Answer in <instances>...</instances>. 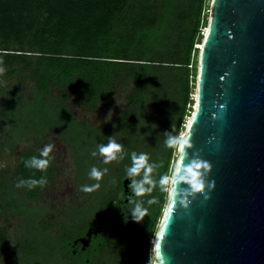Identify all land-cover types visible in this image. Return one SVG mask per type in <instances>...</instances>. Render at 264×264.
Here are the masks:
<instances>
[{
  "label": "trees",
  "instance_id": "obj_1",
  "mask_svg": "<svg viewBox=\"0 0 264 264\" xmlns=\"http://www.w3.org/2000/svg\"><path fill=\"white\" fill-rule=\"evenodd\" d=\"M208 1L0 0V121L8 131L0 148L12 151L23 138L40 143L55 134L69 148L79 192L56 230L39 224L52 212L38 199L45 185H16L41 177L50 182L52 163L46 171L27 168L24 162L39 153L22 152L12 174H0V212L17 221L13 247L0 231L1 264L151 263L177 148L169 138L178 139L192 110ZM109 102L108 117L98 124L71 107L100 111ZM110 139L121 148L105 163L100 147ZM133 154L146 156L136 174L129 172ZM93 167L103 174L99 180L89 177ZM94 184L99 188L81 190ZM137 184L146 191L138 195ZM137 207L147 210L139 219ZM89 229L96 231L89 245L75 246Z\"/></svg>",
  "mask_w": 264,
  "mask_h": 264
},
{
  "label": "water",
  "instance_id": "obj_2",
  "mask_svg": "<svg viewBox=\"0 0 264 264\" xmlns=\"http://www.w3.org/2000/svg\"><path fill=\"white\" fill-rule=\"evenodd\" d=\"M193 91L151 264H264V0H209ZM193 159L210 165L204 193L174 201L177 166Z\"/></svg>",
  "mask_w": 264,
  "mask_h": 264
},
{
  "label": "rangeland",
  "instance_id": "obj_3",
  "mask_svg": "<svg viewBox=\"0 0 264 264\" xmlns=\"http://www.w3.org/2000/svg\"><path fill=\"white\" fill-rule=\"evenodd\" d=\"M8 81L9 80L6 79L5 82ZM111 105H112L111 102L101 104L100 111H96L94 110V108L91 107H85L84 105H77V104H71V107L76 116L82 119L89 120L91 123L98 124L103 122L105 118L108 117V112L110 111ZM188 116L189 115L185 116V122L188 119ZM185 122L180 130L177 141H179L183 133ZM7 136H8V131H6L2 127L0 121V141L5 140ZM46 144L53 145V149L49 154V156L51 157L50 161L52 163L53 179L44 186V188L41 190L38 196V199L41 202L46 203L47 206L52 209V212L48 214L46 219L40 220L39 224H45L48 226L50 225L48 230L54 231L58 228L57 219L58 216L62 215L64 207H66L68 203H74L79 199V192L77 191V188L74 184V172H73L74 166H73L72 158L69 155V148L53 133L45 134L43 139L40 141V143H36L35 140H26L23 138L15 144L14 149L12 151L10 150V146H7L4 150L0 148V174L3 173L4 171H7L10 174H12L14 167L18 163V158L20 157L22 152L32 150L34 152L39 153V151ZM175 155H176V150L173 153V158L170 163L169 181L175 163ZM168 188H169V182H168V186L165 189L167 193L165 201L167 200V196H168ZM158 222L156 225V229L153 233V237L154 234L156 233ZM16 226H17L16 219L8 216L4 211L0 212V231L3 228L5 229L6 234L8 235V241H7L8 247L14 246L13 236L17 234ZM1 259L2 258L0 257V264L2 263Z\"/></svg>",
  "mask_w": 264,
  "mask_h": 264
},
{
  "label": "clouds",
  "instance_id": "obj_4",
  "mask_svg": "<svg viewBox=\"0 0 264 264\" xmlns=\"http://www.w3.org/2000/svg\"><path fill=\"white\" fill-rule=\"evenodd\" d=\"M5 69L3 67H0V75H3ZM170 143H179L181 148H183L184 144L189 143V140L187 137H185L184 141L178 142L177 138L174 136H171L169 138ZM121 148V145L116 144L111 139L109 140V143L106 146L100 147V154L106 157L105 163L115 159V153L118 152ZM53 149L52 144H46L44 147L39 151V158L37 156H32L30 159L25 161V167L36 169L39 171H46L50 164L51 157L49 154L51 153ZM95 155V153H93ZM146 162V156L140 155L139 157H136L135 154H133V167L129 170L130 174H136L139 172V170L145 165ZM210 167L209 163L207 161H203L200 159H193L190 160L187 164L183 162V160L180 161V163L177 166V169L173 175V178L170 183L171 188V198H173L174 201H176L177 198V190L184 192L187 195H193L195 192L194 190L199 189L201 192H203V189L205 187V177L207 175V169ZM203 169V171H201ZM150 169H147L146 171H149ZM106 171V170H105ZM102 173L98 171L96 168H92L89 177L91 179L99 180L102 177ZM181 181H187L185 185H187V188L180 187ZM135 183V182H134ZM47 184V179L45 177H41L40 179H28V180H20L16 187H28L29 189L40 186L43 187ZM214 187V181L210 182L208 184V188L211 189ZM99 188V184H94L91 187L85 185L82 186L81 190L83 192H91L95 189ZM134 191L139 195L145 192L146 190L142 187L141 184L135 185ZM204 193V192H203ZM208 197L205 196V199ZM181 204H186V199L180 200ZM147 210H141L139 207L134 211L133 216L137 219L142 218ZM137 213L139 215H137ZM157 248H159V244H157ZM161 264H163V257L161 256Z\"/></svg>",
  "mask_w": 264,
  "mask_h": 264
},
{
  "label": "flooded vegetation",
  "instance_id": "obj_5",
  "mask_svg": "<svg viewBox=\"0 0 264 264\" xmlns=\"http://www.w3.org/2000/svg\"><path fill=\"white\" fill-rule=\"evenodd\" d=\"M124 183H125V186H126V193L128 194V196H127V200L129 199V196H130V192H129V185H130V181L128 180V179H125V181H124ZM95 231V230H94ZM92 235V234H91ZM91 235H90V237H91ZM86 237H83V236H80V237H77L75 240H74V244H75V246L76 245H79V247L81 248V249H85L88 245H89V243H90V238H89V242H88V244H86V245H84L81 241H80V239H85Z\"/></svg>",
  "mask_w": 264,
  "mask_h": 264
},
{
  "label": "built area",
  "instance_id": "obj_6",
  "mask_svg": "<svg viewBox=\"0 0 264 264\" xmlns=\"http://www.w3.org/2000/svg\"><path fill=\"white\" fill-rule=\"evenodd\" d=\"M198 47H199V45H198Z\"/></svg>",
  "mask_w": 264,
  "mask_h": 264
}]
</instances>
